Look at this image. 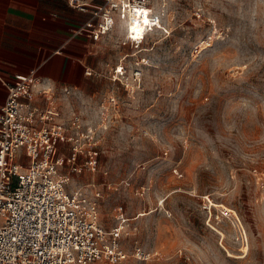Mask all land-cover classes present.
<instances>
[{
  "label": "rangeland",
  "instance_id": "obj_1",
  "mask_svg": "<svg viewBox=\"0 0 264 264\" xmlns=\"http://www.w3.org/2000/svg\"><path fill=\"white\" fill-rule=\"evenodd\" d=\"M148 2L145 38L119 21L104 64L92 51L96 75L48 103L77 121L59 146L66 162L80 152L67 191L96 204L106 232L122 228L124 264H264V0Z\"/></svg>",
  "mask_w": 264,
  "mask_h": 264
},
{
  "label": "built area",
  "instance_id": "obj_2",
  "mask_svg": "<svg viewBox=\"0 0 264 264\" xmlns=\"http://www.w3.org/2000/svg\"><path fill=\"white\" fill-rule=\"evenodd\" d=\"M65 1L69 7L91 15L78 31L93 42L110 34L116 21H128L126 38L133 43L143 40L158 23L148 0ZM92 21L96 23L93 28ZM132 25L142 27V34L133 33ZM139 77L140 72L134 70L135 83ZM124 80L127 86V70L120 64L113 81L123 85ZM6 93L0 110V264H124L126 255L119 249L122 228L106 232L96 204L80 190L67 191L71 176L63 170L75 165L80 152L72 146L66 162L59 146L61 140L75 141L76 135L68 131L77 121L69 128L55 120L54 109L48 107L55 90L35 72L16 75L6 83ZM35 96L44 98L45 109L32 106ZM95 165L92 159L85 164L91 171ZM73 170L80 173L82 167ZM134 257L146 259L139 248L134 250Z\"/></svg>",
  "mask_w": 264,
  "mask_h": 264
},
{
  "label": "crops",
  "instance_id": "obj_3",
  "mask_svg": "<svg viewBox=\"0 0 264 264\" xmlns=\"http://www.w3.org/2000/svg\"><path fill=\"white\" fill-rule=\"evenodd\" d=\"M90 19V14L69 7L65 0H0V110L6 83L16 75L35 72L58 94L80 89L88 77L85 72L97 70L92 51L102 54L98 65L104 64L107 38L93 42L78 31ZM118 23L115 37L123 35ZM95 25L92 21L90 26ZM43 99L35 96L32 106L46 108Z\"/></svg>",
  "mask_w": 264,
  "mask_h": 264
},
{
  "label": "bare ground",
  "instance_id": "obj_4",
  "mask_svg": "<svg viewBox=\"0 0 264 264\" xmlns=\"http://www.w3.org/2000/svg\"><path fill=\"white\" fill-rule=\"evenodd\" d=\"M145 20L148 21V19H146V18L143 21H145ZM128 24H129L128 21L124 22V27H127V30L125 31L126 34H127V31H128ZM131 27H132L133 33L142 34V30H143L142 27H140L138 25H132Z\"/></svg>",
  "mask_w": 264,
  "mask_h": 264
},
{
  "label": "snow or ice",
  "instance_id": "obj_5",
  "mask_svg": "<svg viewBox=\"0 0 264 264\" xmlns=\"http://www.w3.org/2000/svg\"><path fill=\"white\" fill-rule=\"evenodd\" d=\"M144 22H145V24H147V23H148V21H147V20H145ZM134 30H135V29H134ZM133 38L135 39L136 37H133Z\"/></svg>",
  "mask_w": 264,
  "mask_h": 264
}]
</instances>
